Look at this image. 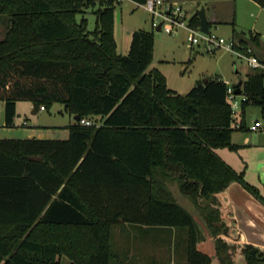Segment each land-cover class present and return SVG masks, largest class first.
<instances>
[{"label": "trees", "instance_id": "16d2710c", "mask_svg": "<svg viewBox=\"0 0 264 264\" xmlns=\"http://www.w3.org/2000/svg\"><path fill=\"white\" fill-rule=\"evenodd\" d=\"M119 0H0V102L13 126L16 102H53L77 116L68 136L0 138V264H115L111 228L133 223L183 227L186 264H264V249L228 239L216 193L235 181L264 204V196L216 152L235 149L226 84L208 77L185 93L166 84L153 56V33L130 32L117 52L114 7ZM141 3L145 0H131ZM264 6V0H254ZM87 9L95 14L87 29ZM199 25L196 13L189 17ZM210 27V24H209ZM247 34H251L248 32ZM232 37L260 44L232 27ZM245 108L264 119V79L240 80ZM81 117L94 123H79ZM200 210L213 254L197 247L199 229L165 186Z\"/></svg>", "mask_w": 264, "mask_h": 264}, {"label": "rangeland", "instance_id": "374dc122", "mask_svg": "<svg viewBox=\"0 0 264 264\" xmlns=\"http://www.w3.org/2000/svg\"><path fill=\"white\" fill-rule=\"evenodd\" d=\"M174 1L182 6L187 17L201 7L205 9L208 16L212 4L218 5L222 16L226 15L229 19L233 17L237 30H242L246 34L249 31L257 32L264 40V9L253 6L248 0H223L218 3L216 0ZM81 15L86 18L87 29L92 30L95 14L91 9H87L82 14H77L76 18L79 19ZM151 17L152 14L149 11L131 0H119L114 7V37L118 42L117 51L121 54L126 53L132 30L142 28L152 31L153 56L147 70L152 67L158 68L164 74L169 88L178 93H185L195 84L196 80L201 78L219 77L230 83L245 78L247 66L244 61L238 60L229 51L217 49L214 52H207L202 44L191 45L186 39V30L183 28H178L172 33L156 30L151 26ZM209 31L225 38L232 37L229 22L210 24ZM255 118L264 123V119L260 116L259 106L256 104L247 105L245 120L249 123ZM73 120V115L60 102H53L49 107L33 112V107L29 106L28 101L20 100L16 103L14 125L5 127L2 125L3 113L0 108V128L5 136L25 137V131L31 128L48 127L55 130L54 128H63ZM23 122L24 124H22ZM52 133L54 132L49 131V134ZM178 183L179 180L176 178L164 180L165 186L170 190L175 200L191 214L199 229L200 240L197 247L212 255L213 238L204 223L203 216L191 199L179 191ZM130 236H133L131 237L132 243L139 244L140 248L144 250L140 256L141 260L149 264H152L153 261L154 264H186V230L183 227L153 225L141 227L128 223L115 225L111 228V238L117 247L122 244L120 239L129 238L130 240ZM228 236V239L234 240L233 235H230L229 228ZM234 261V264H238L237 258ZM210 264H218L217 259L212 257Z\"/></svg>", "mask_w": 264, "mask_h": 264}, {"label": "crops", "instance_id": "0c3cea01", "mask_svg": "<svg viewBox=\"0 0 264 264\" xmlns=\"http://www.w3.org/2000/svg\"><path fill=\"white\" fill-rule=\"evenodd\" d=\"M222 1L223 0H216L217 3ZM248 1H250L253 6H259L261 9H264V6L260 5L256 1ZM211 8V12L208 16L205 13L209 24L216 25L222 22H229V25H231V31L233 27L236 32L244 33L242 30H237L235 28L233 17L232 19H229V17H226V15H221L220 11L218 10V5L212 4ZM1 27L2 26L0 25V38L3 35V27L2 29ZM117 46L118 42L116 40V49ZM247 70L249 69L247 68ZM234 83L236 82H233V84ZM28 104L29 106H32V103L29 101ZM0 108L2 109L3 113L1 102ZM39 109V107L37 109H34L33 107V112H37ZM254 120L259 119L255 118ZM249 123L245 120V127H243V129H236V132H232L231 142L236 145L235 149L219 147L215 149V152L233 169L236 171H242L245 180L257 187L264 196V130H249L246 127V125ZM22 124H24V122ZM2 125L5 126L3 123ZM66 126L63 128H54L55 130H51L47 126H42L47 127L43 129L31 128L30 130L25 131V137L5 136L3 135L4 133L2 132V128H0V138L34 137L64 139L68 136V129ZM49 131H53L54 133L49 134ZM53 134H56V136H53ZM216 197L219 202L222 218L228 225L230 235H233V239L250 243L261 249H264V204L235 181L229 183L224 190L216 193ZM131 237L133 236H130V240L129 238L120 239L122 244H120L119 247L113 243L111 238L114 250L118 255V259L116 260L115 264L148 263L140 259V256L142 253H144V250L140 248L139 244L132 243ZM128 241H131V243H128ZM60 262L61 264H68V260L65 258H61ZM152 264H154V261Z\"/></svg>", "mask_w": 264, "mask_h": 264}, {"label": "built area", "instance_id": "2783aa9c", "mask_svg": "<svg viewBox=\"0 0 264 264\" xmlns=\"http://www.w3.org/2000/svg\"><path fill=\"white\" fill-rule=\"evenodd\" d=\"M136 5L142 6L152 14L151 26L166 33H172L178 28L186 30V39L191 45L202 44L207 52H214L217 49L229 51L238 60L244 61L249 70L259 71L264 79V40L259 36L260 44L256 45L251 41L241 42L233 37L225 38L218 36L211 31L203 32L199 25L193 26L189 22V17L182 6L174 0H145ZM251 34H246L248 38ZM219 78V77H218ZM221 79V78H220ZM222 80V79H221ZM226 84V99L231 110V126L240 129L242 123L240 120L241 103L247 99L246 94L234 91L233 83L222 80ZM43 109V106H39ZM79 123L91 125L94 123L92 118L81 117ZM246 127L249 130H264V123L259 120H253Z\"/></svg>", "mask_w": 264, "mask_h": 264}, {"label": "water", "instance_id": "95a60500", "mask_svg": "<svg viewBox=\"0 0 264 264\" xmlns=\"http://www.w3.org/2000/svg\"><path fill=\"white\" fill-rule=\"evenodd\" d=\"M195 13H196V15H197V17L199 19V28H200V30L203 31V32H208V30H209V22H208V20L206 18L204 8L201 7L200 9H197L195 11ZM155 29L159 30V26H157ZM206 80H207V78L198 79V80H196L195 85L199 86V85L203 84ZM240 83H241V81L239 80V81H237L236 83L233 84L234 91L236 93H238L239 90H240V87H239ZM32 106L34 107V109L38 108V104L36 102H33ZM74 118L77 119V116H75Z\"/></svg>", "mask_w": 264, "mask_h": 264}]
</instances>
